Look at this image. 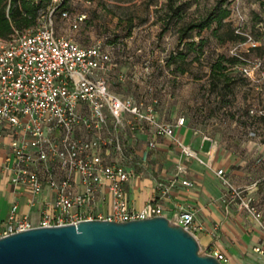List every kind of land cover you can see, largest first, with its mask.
<instances>
[{"label":"built area","instance_id":"built-area-1","mask_svg":"<svg viewBox=\"0 0 264 264\" xmlns=\"http://www.w3.org/2000/svg\"><path fill=\"white\" fill-rule=\"evenodd\" d=\"M51 1L53 8L43 23L0 39V151L6 144L9 148L0 156V179L8 174L13 192L18 197L28 194L32 205L46 189L55 197L42 202L38 225L28 214L20 216L19 200L12 202L0 225V237L37 226L89 219L124 222L163 215L157 200L140 208L131 205L127 184L135 172L123 134L137 140L151 128L150 149L156 147L157 138L170 137L185 160L204 163L175 134L186 119L167 123L159 117L157 99L138 100L113 90L105 76L113 66L110 51L100 41L82 46L72 37L60 35L53 15L63 0ZM61 14L73 28L86 18L85 14L71 18L64 10ZM214 172L223 187L222 197L235 200L264 230L262 210L249 193L236 187L224 168ZM184 173L186 165L181 163L172 177L158 179V199L177 185L193 187ZM100 203L108 204L107 211ZM172 221L197 237L194 211H183ZM200 249L223 263L227 260L216 248L200 245Z\"/></svg>","mask_w":264,"mask_h":264},{"label":"rangeland","instance_id":"rangeland-1","mask_svg":"<svg viewBox=\"0 0 264 264\" xmlns=\"http://www.w3.org/2000/svg\"><path fill=\"white\" fill-rule=\"evenodd\" d=\"M262 1L65 0L53 20L60 35L72 37L82 46L100 41L110 51L113 66L105 76L113 90L138 100L157 99L163 121L174 124L184 117L201 135L212 136L222 155L240 159L245 169L257 175V185L263 188ZM215 4L231 10L217 36L213 28L199 31L193 26ZM52 8L49 3L40 10L36 25L45 21ZM63 10L71 18L78 14H85L86 18L73 28L61 14ZM230 28L245 39L230 38ZM192 41L195 44L190 45ZM178 52L185 58L173 59ZM221 54L239 59L236 66L226 71L228 78L209 73V64ZM182 134L188 136L185 129ZM139 166L135 159L130 163L135 173ZM225 171L229 177L230 172Z\"/></svg>","mask_w":264,"mask_h":264},{"label":"crops","instance_id":"crops-1","mask_svg":"<svg viewBox=\"0 0 264 264\" xmlns=\"http://www.w3.org/2000/svg\"><path fill=\"white\" fill-rule=\"evenodd\" d=\"M185 129L188 136L184 137ZM176 136L184 144L197 151L198 159L185 160L180 148L170 137L157 138L155 148L148 147L153 130L148 128L139 134L137 140L124 133L133 160L139 163V170L127 184V193L131 205L140 208L146 203L157 200L163 207V215L171 220L176 219L183 211L195 212V221L199 226L197 238L202 247L216 248L226 255L224 264H264V230L259 221L245 210L237 206L233 199L222 197V185L214 169L222 167L230 172L229 178L244 185L243 189L253 198L254 203L262 210L264 222V186L257 185L256 174L245 169L240 159L234 155H222L212 136L201 135L193 126L186 122L176 127ZM9 148L2 146L0 156L3 157ZM184 163V177L193 181V187L177 185L164 198L158 199L156 185L158 179H169L176 173L177 165ZM211 164V167L207 164ZM264 178V173L262 174ZM54 193L46 189L36 198L38 202L30 204V196L18 197L9 183V175L0 179V225L7 219L12 202L19 200L20 216L28 214L32 223L38 225L41 219L42 202L53 201ZM107 211L108 204H99ZM106 207V209H104Z\"/></svg>","mask_w":264,"mask_h":264},{"label":"water","instance_id":"water-1","mask_svg":"<svg viewBox=\"0 0 264 264\" xmlns=\"http://www.w3.org/2000/svg\"><path fill=\"white\" fill-rule=\"evenodd\" d=\"M0 264H224L164 215L124 222L89 219L0 237Z\"/></svg>","mask_w":264,"mask_h":264},{"label":"trees","instance_id":"trees-1","mask_svg":"<svg viewBox=\"0 0 264 264\" xmlns=\"http://www.w3.org/2000/svg\"><path fill=\"white\" fill-rule=\"evenodd\" d=\"M65 0L59 5L57 10H61ZM51 0H0V39H7L12 34L17 31H23L30 28L37 23V18L40 10L46 8ZM264 5V1L261 2ZM56 10V11H57ZM231 14V10L226 7H222L220 4H215L210 9L205 12V15L198 21V23L193 24V26L198 27L199 31L205 30L206 28H213L214 35L217 36V30L222 27V22L224 19L228 18ZM264 24V23H263ZM231 37L236 38V36L245 39L239 33H234L233 29L230 28ZM264 40V31H263ZM187 37V36H186ZM200 48L203 46L202 39L199 41ZM195 44L194 41L190 42V45ZM256 46V45H254ZM202 49L198 52L200 53ZM198 55H195V57ZM173 59L185 58L182 52L174 54ZM197 58V57H196ZM223 60L229 61L225 63ZM239 62L237 57L228 58L223 54L218 55L217 59L209 64V73L214 75H226V71L229 68L236 66ZM184 72L185 70L182 69Z\"/></svg>","mask_w":264,"mask_h":264}]
</instances>
